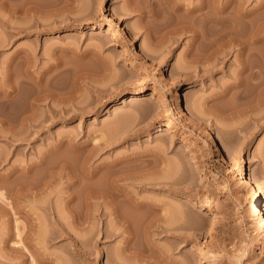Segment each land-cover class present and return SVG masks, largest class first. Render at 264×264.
Wrapping results in <instances>:
<instances>
[{
    "label": "rangeland",
    "instance_id": "obj_1",
    "mask_svg": "<svg viewBox=\"0 0 264 264\" xmlns=\"http://www.w3.org/2000/svg\"><path fill=\"white\" fill-rule=\"evenodd\" d=\"M159 7L0 0V193L14 206L13 215L0 209V264H264V231L251 213L264 202V93L257 104L246 82L249 100L235 99L236 49L204 57L220 24L205 25L206 8L185 19L200 31L205 23L207 39L197 29L194 40L174 30L183 10L160 17ZM243 9L264 35V0H243ZM110 184L158 209L121 200L116 220L102 197L86 198ZM107 227L116 234L106 237Z\"/></svg>",
    "mask_w": 264,
    "mask_h": 264
},
{
    "label": "bare ground",
    "instance_id": "obj_2",
    "mask_svg": "<svg viewBox=\"0 0 264 264\" xmlns=\"http://www.w3.org/2000/svg\"><path fill=\"white\" fill-rule=\"evenodd\" d=\"M159 4V8H160V17H162L161 15L164 14H169L172 15L174 13H178L179 10H183V15L180 16L179 14H176V19H174L173 21V25L175 27L174 30H190L192 32V37L193 39H197L196 37L201 38L203 35L201 34V32H203V30L205 29V25H207L208 23L214 24L217 22H219L220 26L217 25L219 28L216 29V32H212L213 34H209L210 39H207L206 37L208 36L207 32V36H203V38L207 39L208 42V47L207 49L203 50L204 48H206V46L201 47V50L205 53H203L202 51H197V48L200 47H196V49H193V52H201L203 53L204 57H214V59H218L220 58V54H230L231 50L236 49V58L238 61V71L236 72V80L234 81L233 87L236 89V94L234 95V97L236 96L238 101H247L249 100V91H246V89L244 90V88L242 87L243 85L246 84V82L250 83L252 86V91L250 92V94H254L253 97L256 99L258 96L260 98V96L264 93V35H263V25L262 22H260V18L259 20H257V18L255 17L256 20H250L248 19L249 14L246 10L243 9V0H226L219 8H216L215 2L216 0H195L198 2H195L191 5L189 4H184L183 2L176 1V0H156ZM233 4L232 7H230V5ZM136 6V5H135ZM134 8V6H132ZM230 7L231 10H228ZM206 8V11L203 12V14L200 12L203 9ZM136 10H138L140 12L141 16H148L147 12L145 13V11L143 10L142 7L137 6ZM158 11V10H157ZM199 12L204 15L203 20L205 21V23H203L202 25H200L202 27V31H200L201 29L199 27H196V29L194 27H192L191 24H186L185 19L187 20L186 17H191L192 19L197 18L199 15L202 16L201 14H199ZM226 13L225 15H217L216 13ZM150 16V15H149ZM159 16V13L153 12V14L151 13V17L156 18ZM159 17V19H160ZM185 17V18H184ZM166 18V16H165ZM164 17L161 18L160 20L165 19ZM152 19V18H151ZM157 19V18H156ZM172 22V21H171ZM205 24V25H204ZM208 24V25H211ZM218 24V23H217ZM176 25V26H175ZM178 25V26H177ZM216 26V27H217ZM215 27V28H216ZM200 30H199V29ZM200 34L202 36H200ZM205 32V31H204ZM209 38V37H208ZM205 39V40H206ZM224 45H228V49H224L223 46ZM195 48V47H194ZM223 48V49H222ZM211 49V50H209ZM196 50V51H195ZM199 50V49H198ZM209 51V52H208ZM219 55V56H218ZM202 57V56H201ZM255 58L257 60V62L255 61V63H249V58ZM193 58H196V55L194 53ZM232 87V86H231ZM241 90H238V89ZM228 89H225L224 92H226ZM248 90V89H247ZM230 91V90H229ZM228 91V92H229ZM223 92V93H224ZM235 92V91H234ZM142 93V90H135L133 93H131L127 98L128 100H126L127 102H131L133 103L136 100V97ZM227 93V92H226ZM225 93V94H226ZM251 95V97H252ZM256 95V97H255ZM264 95V94H263ZM252 97V98H253ZM251 98V99H252ZM253 98V99H254ZM259 98H257V104H258V100ZM184 101H185V107H187L190 111V115L191 117L196 118L197 117V112L195 111V109L193 108V106L190 104L189 100L186 98V96H184ZM250 102H252L251 100L249 101V106H251ZM256 103V102H255ZM264 109V108H262ZM171 123L170 122H164V127H170ZM160 128V127H157ZM163 129V128H162ZM238 172L240 174V178L244 179V181L247 182L248 185L252 186V188H254V190L256 192H260L263 191V185L262 182L259 178L252 176V175H247L246 173H244L242 168L238 169ZM208 178L206 175H204V179ZM89 193H91L90 195L88 194L86 196L87 197H92V196H96V197H102L108 204L109 210L108 213L109 214H113L114 218H116V220L120 219V214H119V209H118V203L121 200L126 201V203H128L131 207L133 208H145V209H151L153 211H155L156 209H158V207L156 208V205H151L150 203L145 202L142 199H137L135 197L134 194H132L130 191H128L126 188H124V186L120 185V184H110L108 186H105L104 188H100V189H90ZM73 198V197H71ZM0 200L2 202H0V209L5 210V212L10 215L14 214V211L11 212L9 210V208H13V201H4L3 199V195L2 193H0ZM263 201H264V196H263ZM202 204H204L206 207L208 208H215L216 207V201L214 200V198H212V196H209L207 194H204L203 199H202ZM5 205L7 207H5ZM165 209V207H163ZM14 209V208H13ZM163 209V210H164ZM166 211L167 208H166ZM106 214V211H103L102 214ZM167 213V212H165ZM168 213H171L168 211ZM167 213V214H168ZM252 216L254 217V219L260 221V228L264 231V202L261 206V204H259L258 202H255L253 208H252ZM128 215V214H127ZM179 215V213H178ZM177 220H179V217L177 218ZM182 222V218L179 220ZM178 223V221H177ZM176 224V222H175ZM122 225V231L124 233H126V236L124 237L123 243L124 245L122 246V248H127L128 246V240L130 239L129 236V225L127 223H125L124 221L121 223ZM167 227H162L163 231H167L168 228V224H165ZM178 225V224H177ZM181 225V224H179ZM175 226V225H174ZM182 226V225H181ZM179 228V226H177ZM168 228V229H167ZM104 235L107 236H113V234L115 233V227L110 230V228H105L103 230ZM15 235L19 238L18 241H16V243H21V241L23 240V235H22V231L16 227V231H15ZM7 237H4L2 240V242L5 244L7 242ZM17 249V248H16Z\"/></svg>",
    "mask_w": 264,
    "mask_h": 264
}]
</instances>
